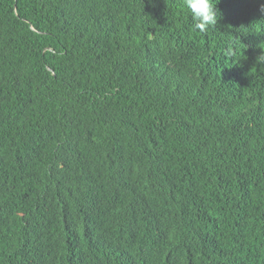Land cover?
I'll return each mask as SVG.
<instances>
[{
	"label": "trees",
	"instance_id": "1",
	"mask_svg": "<svg viewBox=\"0 0 264 264\" xmlns=\"http://www.w3.org/2000/svg\"><path fill=\"white\" fill-rule=\"evenodd\" d=\"M0 0V264H264V0Z\"/></svg>",
	"mask_w": 264,
	"mask_h": 264
},
{
	"label": "clouds",
	"instance_id": "2",
	"mask_svg": "<svg viewBox=\"0 0 264 264\" xmlns=\"http://www.w3.org/2000/svg\"><path fill=\"white\" fill-rule=\"evenodd\" d=\"M184 4L190 13L194 30L204 33L217 27L221 15L216 7L217 0H184ZM259 59H264V55Z\"/></svg>",
	"mask_w": 264,
	"mask_h": 264
}]
</instances>
